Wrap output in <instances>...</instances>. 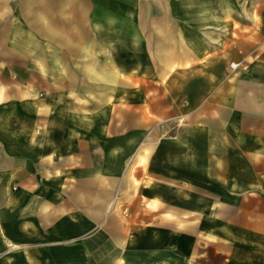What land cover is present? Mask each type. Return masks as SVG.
Listing matches in <instances>:
<instances>
[{
	"label": "crops",
	"instance_id": "1",
	"mask_svg": "<svg viewBox=\"0 0 264 264\" xmlns=\"http://www.w3.org/2000/svg\"><path fill=\"white\" fill-rule=\"evenodd\" d=\"M3 8L0 264H264V0Z\"/></svg>",
	"mask_w": 264,
	"mask_h": 264
},
{
	"label": "bare ground",
	"instance_id": "2",
	"mask_svg": "<svg viewBox=\"0 0 264 264\" xmlns=\"http://www.w3.org/2000/svg\"><path fill=\"white\" fill-rule=\"evenodd\" d=\"M44 10L45 9L42 7V8L36 9L35 11L30 12V14L33 16V19L36 22L35 24H39V20L42 17V11H44ZM38 30L41 33L43 32V29L41 27L38 28ZM111 76H112V73L111 72H105V73H103V78L105 77L104 79L110 80L111 79Z\"/></svg>",
	"mask_w": 264,
	"mask_h": 264
},
{
	"label": "rangeland",
	"instance_id": "3",
	"mask_svg": "<svg viewBox=\"0 0 264 264\" xmlns=\"http://www.w3.org/2000/svg\"><path fill=\"white\" fill-rule=\"evenodd\" d=\"M0 11H1L0 13H2V14H9V13H11V8H3V10H0ZM135 90H139V88L137 86H135ZM114 105H115L114 110H117V111H124V110H126V107H127V103H125V102L124 103H120V102L115 103ZM140 105H142V103L141 104H135V107L138 106L141 108ZM144 106L146 107L147 104H144Z\"/></svg>",
	"mask_w": 264,
	"mask_h": 264
},
{
	"label": "built area",
	"instance_id": "4",
	"mask_svg": "<svg viewBox=\"0 0 264 264\" xmlns=\"http://www.w3.org/2000/svg\"><path fill=\"white\" fill-rule=\"evenodd\" d=\"M238 66V64H231L232 68H236Z\"/></svg>",
	"mask_w": 264,
	"mask_h": 264
}]
</instances>
